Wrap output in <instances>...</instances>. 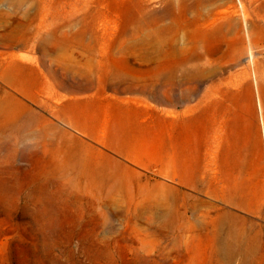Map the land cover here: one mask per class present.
I'll list each match as a JSON object with an SVG mask.
<instances>
[{
    "label": "rangeland",
    "instance_id": "1",
    "mask_svg": "<svg viewBox=\"0 0 264 264\" xmlns=\"http://www.w3.org/2000/svg\"><path fill=\"white\" fill-rule=\"evenodd\" d=\"M0 40V264H242L230 229L264 255L263 166L234 148L264 0H0ZM185 158L198 189L169 173Z\"/></svg>",
    "mask_w": 264,
    "mask_h": 264
},
{
    "label": "bare ground",
    "instance_id": "2",
    "mask_svg": "<svg viewBox=\"0 0 264 264\" xmlns=\"http://www.w3.org/2000/svg\"><path fill=\"white\" fill-rule=\"evenodd\" d=\"M24 46L28 47V38H26ZM16 42L14 41H8L3 42L0 40V57L5 54L4 51H2L1 48L6 49L7 51L15 45ZM12 67V66H11ZM262 67L257 64V71L260 73L259 81H258V93H259V124H258V113L253 109H248L249 113V122L248 125L245 127V130L247 131L246 140L243 144H240L238 142H234V148H236V151L238 152V155H240L241 158H248L251 151L256 152L259 155L260 162L263 166L264 170V75L262 74ZM3 69V72H6V74L11 75V69L10 66L4 68L1 65L0 62V72ZM2 72V73H3ZM169 76H166L163 80V88H170L171 86H178L183 85L187 81V83H192L200 80L202 78V69L200 66H196V69L194 72L187 70V68L184 67L183 70V79L177 77V75L173 72L168 73ZM13 75V74H12ZM145 89V88H144ZM162 100V99H161ZM161 100L159 99V102L161 103ZM170 100V98H167L164 101ZM250 103L253 104V97L252 93H250ZM250 104V105H251ZM261 122V123H260ZM262 130V131H260ZM263 142V143H262ZM228 146V145H227ZM233 148L232 144L231 146L227 147V154L229 155V149ZM227 155L224 157V163L227 165ZM244 159V160H245ZM239 164V170L243 169V161ZM204 166V165H203ZM201 165V167H194V164L189 161V159L184 160L183 163L178 164L177 162L174 163L172 167V171L170 170L169 173L173 177H177L182 181V183H185L186 185H190L191 187H196L197 189L201 187L206 179V175L204 172V168ZM264 175V172H263ZM226 197L231 200V203H234L238 206H248L249 200L247 195L243 194L242 191L237 188L233 187L230 189L223 190ZM232 231L229 238L230 240L224 243L223 248L225 252H229V250L232 249V247H237L239 254H243V262L242 264H264V255H261L259 253H252L251 249H254L255 247L250 244L249 241H247L246 237L243 236L244 232L236 229H230ZM243 248H246L247 251L242 253L241 250ZM230 253V252H229ZM231 255V253H230ZM229 255V256H230Z\"/></svg>",
    "mask_w": 264,
    "mask_h": 264
}]
</instances>
